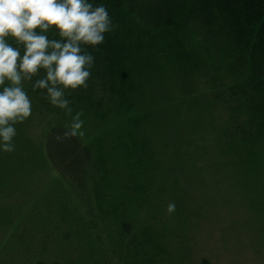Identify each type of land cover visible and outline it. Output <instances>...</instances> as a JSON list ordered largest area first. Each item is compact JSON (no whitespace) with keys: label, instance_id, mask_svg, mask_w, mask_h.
<instances>
[{"label":"trees","instance_id":"obj_1","mask_svg":"<svg viewBox=\"0 0 264 264\" xmlns=\"http://www.w3.org/2000/svg\"><path fill=\"white\" fill-rule=\"evenodd\" d=\"M95 2L113 29L89 49L88 87L66 93L81 129L66 135L70 118L26 84L32 114L15 125V150L0 152L11 264H192L174 165L185 166L204 140L206 125L192 115L213 113L221 128L211 134L222 133L239 174L264 162V0ZM42 174L49 215L33 219L12 191Z\"/></svg>","mask_w":264,"mask_h":264},{"label":"clouds","instance_id":"obj_2","mask_svg":"<svg viewBox=\"0 0 264 264\" xmlns=\"http://www.w3.org/2000/svg\"><path fill=\"white\" fill-rule=\"evenodd\" d=\"M113 24L95 0H0V152L15 150L18 123L32 114V92L39 90L53 108L69 117V131L81 129L66 93L87 88L95 50ZM175 210L170 203L167 212Z\"/></svg>","mask_w":264,"mask_h":264},{"label":"rangeland","instance_id":"obj_3","mask_svg":"<svg viewBox=\"0 0 264 264\" xmlns=\"http://www.w3.org/2000/svg\"><path fill=\"white\" fill-rule=\"evenodd\" d=\"M212 115L203 114L199 119L192 115L193 123L206 125L201 131L204 140L185 166L174 165L172 174L180 181L179 189L172 188L174 203L177 198L188 218L189 262L199 264L201 258H207L210 264H264V162L254 164L247 176L239 174L218 141L222 133L217 130L218 139L214 132L211 134L212 127L221 128L220 120ZM37 130L32 131L35 134ZM49 179L45 174L35 175L21 190L12 191L22 211L30 216L37 211L49 215L39 196ZM10 201L7 198L5 202ZM35 201L37 209L32 206ZM4 228H0L4 237L0 238V264H11L13 241L5 237ZM54 257L52 253L46 255L47 260Z\"/></svg>","mask_w":264,"mask_h":264}]
</instances>
